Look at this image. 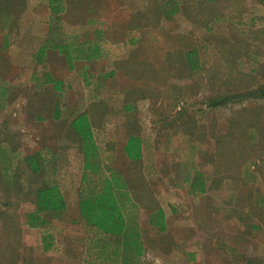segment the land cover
I'll list each match as a JSON object with an SVG mask.
<instances>
[{
  "label": "rangeland",
  "instance_id": "1",
  "mask_svg": "<svg viewBox=\"0 0 264 264\" xmlns=\"http://www.w3.org/2000/svg\"><path fill=\"white\" fill-rule=\"evenodd\" d=\"M60 2L54 16L48 0H0V264H97L79 209L81 115L140 207L145 264H264V0ZM84 45L101 56L75 59ZM51 185L67 211L30 228ZM158 208L165 231L149 222Z\"/></svg>",
  "mask_w": 264,
  "mask_h": 264
},
{
  "label": "trees",
  "instance_id": "2",
  "mask_svg": "<svg viewBox=\"0 0 264 264\" xmlns=\"http://www.w3.org/2000/svg\"><path fill=\"white\" fill-rule=\"evenodd\" d=\"M48 3L52 15L56 16L63 12L60 0H48ZM172 14L174 12L168 11V16ZM63 49L70 55L68 47ZM75 53L76 56H73L75 59L92 60L98 59L102 52L99 45H84L79 46ZM73 57L71 56L70 61ZM185 60L191 71L199 70L196 49L187 52ZM262 93L264 94V89ZM229 100L230 98L217 100L212 105H226ZM71 126L83 139L84 172L79 194V209L83 223L94 233L88 237L91 244L87 249L88 253L97 264H145L146 250L138 221L140 207L130 195L126 180L120 173L106 170L87 115L77 117ZM125 152L131 161L142 159L141 137L131 136L125 146ZM27 161L32 171H39L40 166L34 156L29 157ZM201 192H205V189H201ZM36 207L35 212L25 216L30 228H40L45 224L43 213L66 212L67 202L60 188L51 185L37 192ZM149 222L161 231L167 229L166 216L162 208L150 214ZM44 242L45 251L50 250L51 245L47 244L46 238Z\"/></svg>",
  "mask_w": 264,
  "mask_h": 264
},
{
  "label": "crops",
  "instance_id": "3",
  "mask_svg": "<svg viewBox=\"0 0 264 264\" xmlns=\"http://www.w3.org/2000/svg\"><path fill=\"white\" fill-rule=\"evenodd\" d=\"M47 82H53V85L56 87L57 90H59L61 92V89H63V81L61 80H54V79H47ZM57 82V84H56ZM58 82H60L58 84Z\"/></svg>",
  "mask_w": 264,
  "mask_h": 264
}]
</instances>
